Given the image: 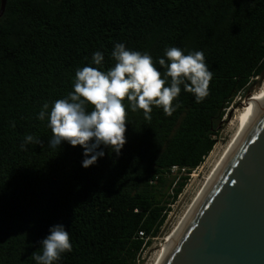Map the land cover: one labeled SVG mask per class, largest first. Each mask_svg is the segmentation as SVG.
Here are the masks:
<instances>
[{"label":"trees","instance_id":"1","mask_svg":"<svg viewBox=\"0 0 264 264\" xmlns=\"http://www.w3.org/2000/svg\"><path fill=\"white\" fill-rule=\"evenodd\" d=\"M115 43L156 63L169 47L204 53L209 95L151 120L126 105L119 157L81 167L82 149L47 148L43 103L73 90L77 69L107 71ZM100 51L102 65L92 64ZM264 75V0H6L0 18V264H35L54 224L73 246L58 264H137L156 238L189 174L217 143L233 100ZM90 110V109H89ZM42 146L20 145L25 135ZM184 173L177 179L172 169Z\"/></svg>","mask_w":264,"mask_h":264},{"label":"clouds","instance_id":"2","mask_svg":"<svg viewBox=\"0 0 264 264\" xmlns=\"http://www.w3.org/2000/svg\"><path fill=\"white\" fill-rule=\"evenodd\" d=\"M111 56L114 66L107 71L85 66L77 69L73 90L63 99L43 103L37 114L47 121L51 131L47 148L59 151L66 143L82 149L81 167L88 169L105 156V149L119 157L126 144V105L135 113L142 110L143 119L151 120L153 107L171 116L180 107L178 96L181 86L191 93L199 104L209 95L213 71L205 63L204 53L189 51L184 54L176 47L166 48L163 58L156 63L148 53L131 51L123 43H115ZM102 52L92 55V64L100 66ZM90 109V110H89ZM41 145V139L31 134L20 145ZM39 251L31 255L35 264H58L62 255L73 250L69 232L63 224L49 227L46 238L38 241Z\"/></svg>","mask_w":264,"mask_h":264},{"label":"water","instance_id":"3","mask_svg":"<svg viewBox=\"0 0 264 264\" xmlns=\"http://www.w3.org/2000/svg\"><path fill=\"white\" fill-rule=\"evenodd\" d=\"M161 264H264V104Z\"/></svg>","mask_w":264,"mask_h":264},{"label":"rangeland","instance_id":"4","mask_svg":"<svg viewBox=\"0 0 264 264\" xmlns=\"http://www.w3.org/2000/svg\"><path fill=\"white\" fill-rule=\"evenodd\" d=\"M263 87L264 75L261 79L257 80L256 84L252 85L246 92L241 93L233 100V103L222 119V123L219 124L217 143L209 155L204 159L203 163L189 174L181 194L178 195L176 201L170 206V210L167 213L166 220L161 227L159 234L156 238L152 239L149 246L141 252L137 264H155L157 257L163 249L165 239L174 231L175 227L179 221H181L187 209L196 198L205 178L212 170L216 161L221 156L226 145L243 120L245 116V108L256 100ZM171 176H176L178 179L181 176H185V174H178L176 170H173Z\"/></svg>","mask_w":264,"mask_h":264},{"label":"bare ground","instance_id":"5","mask_svg":"<svg viewBox=\"0 0 264 264\" xmlns=\"http://www.w3.org/2000/svg\"><path fill=\"white\" fill-rule=\"evenodd\" d=\"M263 104H264V87L259 92L256 100L245 108L244 110L245 116L243 120L241 121L239 127L235 131L234 135L231 137L230 141L226 145L219 159L216 161L212 170L209 172V174L205 178V181L202 187L200 188L196 198L194 199L190 207L187 209L183 218L181 219V221H179L174 231L170 235H168V237L165 239L163 249L161 253L159 254V256L157 257L155 264H161L166 253L170 250V248L176 242L183 227L188 222L189 218L194 212L196 206L198 205L199 201L201 200L208 186L210 185V183L216 176L217 172L219 171V169L221 168V166L223 165V163L225 162V160L227 159V157L229 156V154L231 153V151L233 150V148L235 147V145L237 144V142L239 141L243 133L246 131V129L248 128V126L250 125V123L252 122V120L254 119V117L256 116V114L258 113V111L260 110Z\"/></svg>","mask_w":264,"mask_h":264},{"label":"built area","instance_id":"6","mask_svg":"<svg viewBox=\"0 0 264 264\" xmlns=\"http://www.w3.org/2000/svg\"><path fill=\"white\" fill-rule=\"evenodd\" d=\"M172 170H176L174 167H173V169Z\"/></svg>","mask_w":264,"mask_h":264}]
</instances>
